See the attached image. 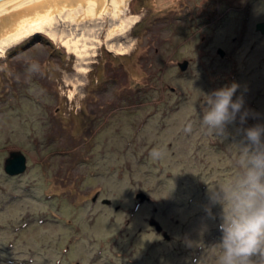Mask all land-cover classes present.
Instances as JSON below:
<instances>
[{"label": "rangeland", "instance_id": "obj_1", "mask_svg": "<svg viewBox=\"0 0 264 264\" xmlns=\"http://www.w3.org/2000/svg\"><path fill=\"white\" fill-rule=\"evenodd\" d=\"M126 14L129 52L102 43L85 70L43 31L0 55V264H215L208 186L237 171L238 130L264 124V0H129ZM232 83L254 115L221 142L201 127L203 93ZM14 149L26 167L10 175Z\"/></svg>", "mask_w": 264, "mask_h": 264}, {"label": "clouds", "instance_id": "obj_2", "mask_svg": "<svg viewBox=\"0 0 264 264\" xmlns=\"http://www.w3.org/2000/svg\"><path fill=\"white\" fill-rule=\"evenodd\" d=\"M240 86L226 85L203 93L206 110L200 123L207 134L218 141L230 135L228 126L239 120L246 123L250 109L245 108L243 95L233 99ZM186 132L191 131L189 124ZM243 139L229 146L234 149L237 171L228 182L208 186L209 206L206 213L211 216V206L222 207L221 241L214 245L218 251L215 264H264V124L240 128ZM151 155L158 158L159 149Z\"/></svg>", "mask_w": 264, "mask_h": 264}, {"label": "bare ground", "instance_id": "obj_3", "mask_svg": "<svg viewBox=\"0 0 264 264\" xmlns=\"http://www.w3.org/2000/svg\"><path fill=\"white\" fill-rule=\"evenodd\" d=\"M128 1L0 0V55L37 31L73 51L80 70H85L88 59L102 43L115 54L128 53L132 41L122 37L136 18L126 14ZM105 18L110 24L103 40Z\"/></svg>", "mask_w": 264, "mask_h": 264}, {"label": "water", "instance_id": "obj_4", "mask_svg": "<svg viewBox=\"0 0 264 264\" xmlns=\"http://www.w3.org/2000/svg\"><path fill=\"white\" fill-rule=\"evenodd\" d=\"M254 28L261 33H264V19L255 22ZM219 54H223V50L219 47L217 49ZM187 61L183 60L179 63L180 69H184ZM26 167V158L22 151L14 149L9 151L8 155L4 158L3 161V170L10 175H16L24 171ZM104 202H109V199H102ZM156 228H159V224L155 225Z\"/></svg>", "mask_w": 264, "mask_h": 264}]
</instances>
